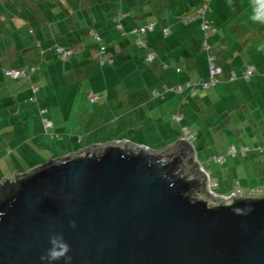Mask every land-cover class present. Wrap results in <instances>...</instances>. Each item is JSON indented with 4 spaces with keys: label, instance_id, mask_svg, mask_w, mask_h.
<instances>
[{
    "label": "water",
    "instance_id": "obj_1",
    "mask_svg": "<svg viewBox=\"0 0 264 264\" xmlns=\"http://www.w3.org/2000/svg\"><path fill=\"white\" fill-rule=\"evenodd\" d=\"M191 158L180 140L156 152L114 142L4 179L0 264H42L53 233L71 264H264V195H191Z\"/></svg>",
    "mask_w": 264,
    "mask_h": 264
},
{
    "label": "crops",
    "instance_id": "obj_2",
    "mask_svg": "<svg viewBox=\"0 0 264 264\" xmlns=\"http://www.w3.org/2000/svg\"><path fill=\"white\" fill-rule=\"evenodd\" d=\"M140 1H145L146 4L152 3L147 7L149 12L141 14L144 15V19L149 16H153L154 19L148 21L145 19L146 22L139 27L155 23V30L151 34L149 33L146 42L149 50L155 53L156 59L149 70L139 72V77L141 80L143 79L144 84L136 83L132 90L126 88L125 85L106 88L107 90L104 88L101 91H95L93 88L89 91L85 90L83 92L85 99L83 110L73 105L75 96L72 99V95L71 98L68 96L69 93L63 97V101L68 100L63 106L59 104V100L54 102L52 95L49 98L46 97L51 91H47L37 100L36 95L39 90L35 89V98L31 100V97H28V102H26L25 96L24 106L17 105L16 111L14 109L12 111L14 116L9 118V121L0 118V178H9L13 174V176L26 174L46 165L50 160L76 154L95 144L102 145L103 140H107L111 136L120 137L117 142L123 140L121 142L127 143L128 140L136 142L134 135L139 133L143 135L148 133L150 138L167 139V144L174 142V137L179 139L178 132L173 134L171 123L182 127L184 105L188 107L189 102L187 98L184 102L183 98L176 97L170 88L179 84H189V81H206L208 72L206 57L200 43L202 32L199 20H195L189 25L176 24L175 20L180 18L181 22L183 16L197 9L203 2L208 5L209 9L210 16L207 17V13L206 19L212 27L218 26L221 31L220 37L212 38L211 45L216 63L222 71L219 82L221 81L223 86L221 88L214 86L210 89L197 87L194 95L188 93L191 95L190 97H193L194 103L198 106L201 105L202 108L205 107L204 99L197 100L196 95L201 91L211 89H214L211 96L216 102L222 101V99L230 100L239 112L242 108L248 107V111L252 110V115H249L250 118H245L242 115L241 120L248 131L247 140L253 148L250 150L247 143L241 144L240 147L257 153L255 149L264 145V24L251 19L255 8L253 0H244L249 2L248 9L250 11L243 15L246 18L243 24H248V27L243 31L233 27L232 22L234 21L231 19L234 16L229 14L228 7H225H230L228 3L232 0H128V3L126 2L127 9H140L142 7L139 5ZM135 2L137 3L136 8H134ZM232 4L237 6L234 2ZM239 9L241 11L237 12L244 11ZM95 13L101 21V27L98 28L103 35H99V37L104 44L105 53H109L108 56L104 53L102 58L110 60L112 63L110 55L117 54L130 45V39L124 30L131 29L127 22L129 16L122 12ZM127 13L134 14V12ZM22 14L23 16L19 13L12 16L20 19V24H14L18 30L27 27L24 23H28V21L22 18L27 17L30 22L33 18L28 12ZM140 17L142 16L140 15ZM86 20L88 21L87 29L76 24L66 31V34L72 38L73 46L79 51L77 55H81V59H85L84 62L81 59L77 60V66L73 69V77L78 76V78L81 76L80 71L83 68L81 65H86L87 59H94L95 55V59L100 62L96 44L90 47V43L92 44L94 40L89 35L92 31L97 34L94 26H98V23L94 20L92 12L87 13ZM123 20L124 23H122ZM110 22L116 27L120 25L122 28V34H120V30L116 29L119 36L116 37L115 45L106 30ZM236 25L241 24L236 23ZM10 27L12 24L8 22L0 24V29L8 30ZM163 28L169 30L167 35L162 34ZM226 29L231 30L229 34L225 33ZM36 30L39 34V29L36 28ZM85 41L89 42V46ZM88 48H91L93 53L88 52ZM161 64L166 66V68L163 67L166 70H160ZM175 67L182 69L179 73L175 71L177 75L173 74ZM248 68L253 69V75L244 79L241 75ZM231 74L234 76L233 79L230 78ZM236 78L243 81L234 83ZM164 88H168L169 91L164 92ZM91 95L99 96L97 103L90 104L88 102ZM84 112L85 115L82 116ZM77 116L81 118V121L77 122ZM173 116H180V122L173 120ZM43 120L50 122L51 126L45 128ZM246 122L247 124H245ZM77 150L79 151L77 152Z\"/></svg>",
    "mask_w": 264,
    "mask_h": 264
},
{
    "label": "rangeland",
    "instance_id": "obj_3",
    "mask_svg": "<svg viewBox=\"0 0 264 264\" xmlns=\"http://www.w3.org/2000/svg\"><path fill=\"white\" fill-rule=\"evenodd\" d=\"M127 1L128 0H0V24H6L7 22L12 24V27L8 30L5 28L0 29V118L9 121V118L14 116L12 112L13 109L15 110L17 105L21 107L24 106L25 96L26 102H28V97H31V100L35 98V89L39 90V93L36 95L37 100L38 98L40 99L43 94H46L47 91H51L46 97L49 98V96L52 95V100L54 102L59 100V104L63 106L65 102L68 101H63V97L69 93L68 96L70 98L71 95L72 99L75 96L73 105L83 110L85 108V99L83 96L85 90L89 91L93 88L95 91H101L104 88L110 89L122 85L132 90L136 83L144 84L143 79L141 80L139 77V72L149 70L155 61L153 63H147L145 61L146 50H140L137 47L135 44V37L131 33V30L143 25V23L146 22L145 19H147V21L149 19H154L153 16L144 19V15L141 14L142 12H149L147 7L151 6L152 3L146 4L145 1H140L141 4L138 3L142 5L140 9H127ZM232 2L237 4V6H233ZM232 2L230 1V3H228L230 7H225H228L227 12L234 16L231 19V21H234L232 22L234 24L233 27L243 31V29L248 27V24H243L246 19L243 15L250 11V9H248L250 7L248 5L249 2H245L244 0H232ZM136 4L135 2L134 8H136ZM238 7L244 11L241 13L237 12L241 11ZM25 12H28L29 15L33 17L32 21L30 22V20H27V17L22 18L28 21V23H24L27 27L18 30L15 25H18V23L20 24V19L12 16H16L18 13L23 16L22 13ZM88 12L93 13L94 20L98 23V26H94L98 35L103 34L98 28L101 27V21L95 12H122L127 14V16H129L127 22L131 29L128 30L129 28H127L124 30L127 37L130 39V45L117 54L110 55L112 63L105 61V64L102 65L100 63L101 60L99 62L95 59V55L94 59H87L86 65H81L83 68L80 71L81 76L78 78V76L73 77V69L77 66V60H80L82 56L77 55L79 51L73 46L72 38L66 34V31L72 25L74 26L76 24H80L87 29L88 21L86 20V16ZM127 12H134V14L129 15ZM207 13V17H209V12ZM140 15L142 17H140ZM179 19L175 20L176 24L189 25L195 21L193 20L186 24L180 22ZM122 23H124V20ZM236 23L241 25H236ZM210 27L218 30L216 35H212L208 38V43L212 46V38L220 37L221 31L218 26L214 28L215 26L212 27L210 25ZM36 28L39 29V34ZM116 29L117 27L111 22L106 29L114 41L113 45L116 43V37L119 36V32H117ZM224 31L229 34L231 30L226 29ZM120 34H122L121 31ZM148 35L149 34H146L144 36V39L147 41ZM201 42L202 39L200 43ZM85 43H87V41H85ZM87 44L89 46V42ZM93 44L95 43H90V47L93 46ZM56 48L71 49L74 55L62 59L55 52ZM87 51L93 53L91 48ZM203 53L206 55L204 51ZM105 54L108 56L109 53ZM84 60L85 59H81L83 62ZM35 66H38L39 70L30 80L12 79L7 76V72L25 70ZM163 69V64H161L160 70ZM176 69L182 71L181 68L175 67L173 68V74H176ZM205 79L207 80V78ZM239 81L243 80L236 78L234 83H238ZM188 83L191 84L193 82L189 81ZM179 86L183 87L184 85L179 84L170 89ZM216 86L221 88L223 86L222 82L220 81ZM213 91L214 89L201 91L196 95L197 100H200V98L204 99L206 108H202L201 105H196L193 97H190L191 95L188 93V90L184 93H173L176 97L183 98L184 102H186L185 99L187 98L189 102L188 107H186L187 105H184L185 108L183 107L182 127L180 128V125L178 126L175 123H171L173 134L175 135V133L178 132L179 135V139L174 137V142L172 143L179 140L181 141L183 138L182 128H186L187 132L193 137L189 141V146L192 150V158L186 162V165L189 167H196L190 178L202 179V187L196 196L214 205L219 196L229 195L235 190L237 184L241 189L247 191L246 193L258 192L264 194V155L250 151L253 147L247 140L248 131L244 127V122L241 120L242 115L245 116V118H250L249 115H252V110L248 111V107H245L239 112L234 108L233 102H230V100L222 99V101L216 102L214 97L211 96ZM84 115L85 112L84 114L82 113V116ZM76 120L79 122L81 118L77 116ZM245 124H247V122ZM134 136L136 137V142L140 145L132 140H128L129 144L133 146H141V144H143V147L145 146V148L151 152L163 149L172 144H167L168 140L161 137H158V139H156V137L150 138L148 133H146V135L139 133ZM241 137L242 139H240ZM119 138L118 136H111L107 140H103V143H114L117 142ZM119 141L121 142L123 140ZM246 143L250 150L245 155H237L235 157L228 156L230 146H235L239 149L241 144L244 145ZM96 145L100 144L92 146ZM78 151L79 150H77V152ZM222 157L225 159L224 162L217 163L215 161L216 158ZM200 169L207 175L210 183L206 175L204 176V173ZM12 176H9V178ZM4 179L7 178H0V181ZM211 182L216 184L214 191L209 189Z\"/></svg>",
    "mask_w": 264,
    "mask_h": 264
},
{
    "label": "built area",
    "instance_id": "obj_4",
    "mask_svg": "<svg viewBox=\"0 0 264 264\" xmlns=\"http://www.w3.org/2000/svg\"><path fill=\"white\" fill-rule=\"evenodd\" d=\"M206 13H207V6L206 4H201L197 9H195L193 12L183 16L181 18V22L183 23H189L193 20H199V27L200 30L203 34V38H202V42H201V48L202 50L205 52V56H206V62H207V72H208V77L206 81H202L199 80L197 82H193V83H189V84H185L183 87H177V88H173L171 89V91L173 93H182L184 90H188L191 94H195V89L197 87L201 88V89H209L211 87L216 86L219 83V77L222 73L221 68L217 65L216 63V59L212 53V46L209 45L208 43V38L211 37L212 35H214L216 33V29H213L210 27V24L208 22V20L206 19ZM117 29L122 31V28L120 25L117 26ZM155 30V23H149L143 27H139L136 28L134 30H131V33L133 34V36L135 37V44L137 45V47L140 50H146V57H145V61L147 63H153L156 59V55L154 52H151L147 46V42L144 39V36L146 34H149L151 32H153ZM163 35H167L169 30L166 28H163L161 30ZM90 37H92V39L96 42V44L98 45V50L97 53L99 55V60H101V64H104L105 61H107L108 63H111L110 60H105L102 59V56L105 53V47L102 45L101 40L99 38V36L95 33V32H90L89 33ZM55 52L62 58V59H66L68 57H71L73 55L71 50L68 49H55ZM164 68H166V66H163ZM39 70L38 66L35 67H30L28 69L25 70H14V71H10L7 72V76H9L12 79H27L30 80V78L35 74L36 71ZM176 73H179L180 71L177 69L175 70ZM253 75V69L252 68H248L242 75L241 77L244 79H247L249 77H251ZM231 79L234 78L233 74L230 76ZM169 91L168 88H164V92ZM156 96H158V94H156ZM99 100V96L98 95H91L88 99V102L90 104H95L97 103ZM173 120L175 121H180V116H173ZM43 124L44 127H50L51 124L50 122H48L47 120H43ZM182 133H183V138L181 139L182 142L186 143L189 145V141L193 138L192 135H190L186 128H182ZM248 150L246 148L240 147L239 149L235 148L234 146H230L229 150H228V156L234 157L236 155H245V153ZM255 151H257L258 153L264 154V146L258 147L255 149ZM224 158H216L215 161L217 163H222L224 162ZM201 170V169H200ZM202 171V170H201ZM203 172V171H202ZM204 173V172H203ZM206 174L204 173V176ZM207 178V175H206ZM208 180V178H207ZM208 182L210 183V181L208 180ZM237 184V183H236ZM216 188V184L214 182H211L209 189L211 190H215ZM247 191L241 189L238 184L237 187L235 188V190L233 192H231L229 195H224V196H219V198H225V199H231L232 197H252V196H262L264 194H260V193H246ZM211 193V192H210ZM218 198V199H219Z\"/></svg>",
    "mask_w": 264,
    "mask_h": 264
},
{
    "label": "clouds",
    "instance_id": "obj_5",
    "mask_svg": "<svg viewBox=\"0 0 264 264\" xmlns=\"http://www.w3.org/2000/svg\"><path fill=\"white\" fill-rule=\"evenodd\" d=\"M255 4L254 15L251 19L254 22L264 24V0H253ZM71 227H75V222H70ZM50 247L44 255L40 256L42 264H53L55 261L63 260L64 264H71L72 256L68 255L71 251L70 245L65 241L64 236L60 233L50 234L49 237Z\"/></svg>",
    "mask_w": 264,
    "mask_h": 264
},
{
    "label": "trees",
    "instance_id": "obj_6",
    "mask_svg": "<svg viewBox=\"0 0 264 264\" xmlns=\"http://www.w3.org/2000/svg\"><path fill=\"white\" fill-rule=\"evenodd\" d=\"M201 4H206V3H201ZM200 4V5H201ZM206 6H207V12L209 11V9H208V5L206 4ZM193 12V11H192ZM191 13V12H190ZM189 14V13H188ZM207 14V13H206ZM210 24V23H209ZM94 32V31H93ZM99 36V35H98ZM92 38V37H91ZM100 38V37H99ZM100 40H101V38H100ZM95 42V41H94ZM101 43H102V45L104 46V44H103V42H102V40H101ZM95 44H96V42H95ZM96 47H97V50H98V45L96 44ZM72 51V50H71ZM73 53V52H72ZM232 75V74H231ZM230 75V76H231ZM262 146H264V145H262ZM258 153V152H257ZM264 155V154H263ZM201 187H202V184L201 183H199L198 185H197V187H196V189L195 190H193L192 192H191V195H193V196H196L197 195V193L199 192V190L201 189Z\"/></svg>",
    "mask_w": 264,
    "mask_h": 264
}]
</instances>
